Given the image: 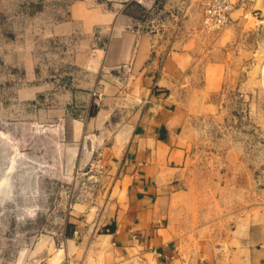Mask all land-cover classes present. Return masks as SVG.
Wrapping results in <instances>:
<instances>
[{
  "label": "rangeland",
  "instance_id": "374dc122",
  "mask_svg": "<svg viewBox=\"0 0 264 264\" xmlns=\"http://www.w3.org/2000/svg\"><path fill=\"white\" fill-rule=\"evenodd\" d=\"M75 1L84 0H0V264H28L23 251L38 245L53 251L78 240L120 196L113 193V173L100 164V152L113 140L105 135L118 128L120 115L101 124V95L91 108L86 99L108 36L59 32ZM92 1L121 9L135 19L132 28L160 36H170L171 21L182 13L170 0ZM208 1L192 8L204 13L205 29L222 30L230 22L218 29L204 24ZM215 60L218 72L191 80L200 103L185 106L196 131L192 178L207 208H262L264 23Z\"/></svg>",
  "mask_w": 264,
  "mask_h": 264
},
{
  "label": "crops",
  "instance_id": "0c3cea01",
  "mask_svg": "<svg viewBox=\"0 0 264 264\" xmlns=\"http://www.w3.org/2000/svg\"><path fill=\"white\" fill-rule=\"evenodd\" d=\"M197 1L170 0L173 11L182 9L170 23V36L132 28L134 18L92 0L70 5L60 33L81 29L108 36L86 99L91 108L101 95V124L120 115L118 128L105 135L113 139L110 146L100 152L120 196L78 240L53 251L51 245L23 251L26 263L264 264V206L206 207L192 178L196 131L185 109L200 103L193 76L218 72L217 52L264 23V0H245L217 31L204 28V13L192 8ZM35 255L43 260L34 261Z\"/></svg>",
  "mask_w": 264,
  "mask_h": 264
},
{
  "label": "built area",
  "instance_id": "2783aa9c",
  "mask_svg": "<svg viewBox=\"0 0 264 264\" xmlns=\"http://www.w3.org/2000/svg\"><path fill=\"white\" fill-rule=\"evenodd\" d=\"M240 0H209L205 11L204 24L211 29L224 27L231 21V15ZM65 245H60L64 247ZM66 264V263H60Z\"/></svg>",
  "mask_w": 264,
  "mask_h": 264
},
{
  "label": "bare ground",
  "instance_id": "6f19581e",
  "mask_svg": "<svg viewBox=\"0 0 264 264\" xmlns=\"http://www.w3.org/2000/svg\"><path fill=\"white\" fill-rule=\"evenodd\" d=\"M260 83L262 85V88L264 89V62L260 65Z\"/></svg>",
  "mask_w": 264,
  "mask_h": 264
}]
</instances>
